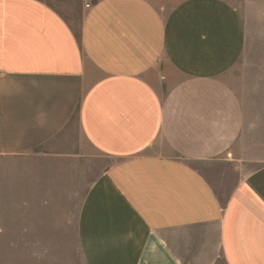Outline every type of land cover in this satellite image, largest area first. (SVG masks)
Here are the masks:
<instances>
[{
    "label": "crops",
    "instance_id": "1",
    "mask_svg": "<svg viewBox=\"0 0 264 264\" xmlns=\"http://www.w3.org/2000/svg\"><path fill=\"white\" fill-rule=\"evenodd\" d=\"M168 1L0 0V213L74 201L86 264H264V164L226 80L244 25Z\"/></svg>",
    "mask_w": 264,
    "mask_h": 264
},
{
    "label": "rangeland",
    "instance_id": "2",
    "mask_svg": "<svg viewBox=\"0 0 264 264\" xmlns=\"http://www.w3.org/2000/svg\"><path fill=\"white\" fill-rule=\"evenodd\" d=\"M181 0H169L171 5ZM239 14L245 29V48L226 80L240 99L244 112L242 143L256 169L264 164V0H224ZM194 166V165H193ZM209 176L217 191L226 195L235 184V170L223 167L212 171L196 166ZM220 172V173H219ZM221 173L228 174L219 180ZM66 203L64 213L28 207L24 200L14 211L0 213V264H86L75 238L74 201Z\"/></svg>",
    "mask_w": 264,
    "mask_h": 264
}]
</instances>
